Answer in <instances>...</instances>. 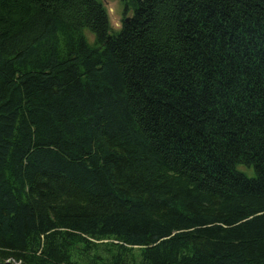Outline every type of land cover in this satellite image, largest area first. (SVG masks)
<instances>
[{"label":"trees","instance_id":"trees-1","mask_svg":"<svg viewBox=\"0 0 264 264\" xmlns=\"http://www.w3.org/2000/svg\"><path fill=\"white\" fill-rule=\"evenodd\" d=\"M120 1L0 0V264H264V0Z\"/></svg>","mask_w":264,"mask_h":264},{"label":"rangeland","instance_id":"rangeland-1","mask_svg":"<svg viewBox=\"0 0 264 264\" xmlns=\"http://www.w3.org/2000/svg\"><path fill=\"white\" fill-rule=\"evenodd\" d=\"M103 5L105 6L107 12H108V18L110 27L112 30L116 31L121 28L122 19L129 17V13L126 15L123 14V6L120 0H102ZM87 38L89 42H92L93 36L89 33H87ZM242 168H245L241 166ZM242 171H245L241 169ZM247 176H252V171L249 169V171H245Z\"/></svg>","mask_w":264,"mask_h":264},{"label":"water","instance_id":"water-1","mask_svg":"<svg viewBox=\"0 0 264 264\" xmlns=\"http://www.w3.org/2000/svg\"><path fill=\"white\" fill-rule=\"evenodd\" d=\"M128 20H129V17H126V18H124V21H126V22H127Z\"/></svg>","mask_w":264,"mask_h":264},{"label":"bare ground","instance_id":"bare-ground-1","mask_svg":"<svg viewBox=\"0 0 264 264\" xmlns=\"http://www.w3.org/2000/svg\"><path fill=\"white\" fill-rule=\"evenodd\" d=\"M124 21V20H123Z\"/></svg>","mask_w":264,"mask_h":264}]
</instances>
